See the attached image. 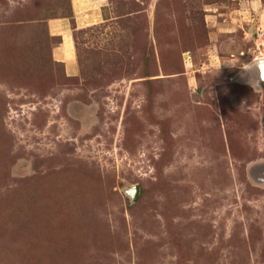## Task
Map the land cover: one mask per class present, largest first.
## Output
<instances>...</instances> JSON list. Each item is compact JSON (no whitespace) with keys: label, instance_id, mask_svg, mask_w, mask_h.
Segmentation results:
<instances>
[{"label":"rangeland","instance_id":"1","mask_svg":"<svg viewBox=\"0 0 264 264\" xmlns=\"http://www.w3.org/2000/svg\"><path fill=\"white\" fill-rule=\"evenodd\" d=\"M252 13L104 0L75 29L70 0H0V264H264Z\"/></svg>","mask_w":264,"mask_h":264},{"label":"crops","instance_id":"2","mask_svg":"<svg viewBox=\"0 0 264 264\" xmlns=\"http://www.w3.org/2000/svg\"><path fill=\"white\" fill-rule=\"evenodd\" d=\"M104 0H70L71 21L75 29L82 28L96 19V9H98ZM237 5L239 2L246 8H249L253 16L259 21L261 29L264 31V6L258 0H231ZM68 23L61 21L57 28ZM53 26L54 28H56ZM69 27V26H68ZM61 29V28H60ZM65 42V43H64ZM261 55V54H260ZM52 56L55 61L61 63L65 72L72 73L75 69V62L71 52L69 40L64 38L58 48L52 50Z\"/></svg>","mask_w":264,"mask_h":264},{"label":"water","instance_id":"3","mask_svg":"<svg viewBox=\"0 0 264 264\" xmlns=\"http://www.w3.org/2000/svg\"><path fill=\"white\" fill-rule=\"evenodd\" d=\"M255 67L258 70V77L260 79L261 82H264V61L263 60H259L255 63ZM130 194L132 197L135 196L136 194V189H131L130 190Z\"/></svg>","mask_w":264,"mask_h":264},{"label":"trees","instance_id":"4","mask_svg":"<svg viewBox=\"0 0 264 264\" xmlns=\"http://www.w3.org/2000/svg\"><path fill=\"white\" fill-rule=\"evenodd\" d=\"M71 10V9H70ZM70 19H71V17H70ZM71 25H72V21H71V23H70Z\"/></svg>","mask_w":264,"mask_h":264}]
</instances>
